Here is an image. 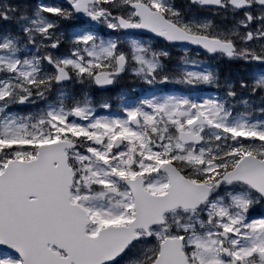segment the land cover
<instances>
[{
  "label": "snow or ice",
  "instance_id": "obj_1",
  "mask_svg": "<svg viewBox=\"0 0 264 264\" xmlns=\"http://www.w3.org/2000/svg\"><path fill=\"white\" fill-rule=\"evenodd\" d=\"M0 264H264V0H0Z\"/></svg>",
  "mask_w": 264,
  "mask_h": 264
},
{
  "label": "flooded vegetation",
  "instance_id": "obj_2",
  "mask_svg": "<svg viewBox=\"0 0 264 264\" xmlns=\"http://www.w3.org/2000/svg\"><path fill=\"white\" fill-rule=\"evenodd\" d=\"M33 2H35V0H33ZM45 2H59V0H45ZM178 2H182V0H178ZM173 51L175 52V50H173ZM233 66L235 67V73L237 76L238 73L242 70V62H236V61L230 62V61H227V59L219 61L218 67H219L220 75L221 76L227 75V73H229V68L233 67ZM111 95H112V93H111Z\"/></svg>",
  "mask_w": 264,
  "mask_h": 264
},
{
  "label": "rangeland",
  "instance_id": "obj_3",
  "mask_svg": "<svg viewBox=\"0 0 264 264\" xmlns=\"http://www.w3.org/2000/svg\"><path fill=\"white\" fill-rule=\"evenodd\" d=\"M122 84H126L127 86H129L130 82H128L127 80H125V81H121L120 84H117L114 87L113 91L111 92L112 93V96H115L121 90V88H123L122 87ZM114 90H116V91L114 92Z\"/></svg>",
  "mask_w": 264,
  "mask_h": 264
},
{
  "label": "trees",
  "instance_id": "obj_4",
  "mask_svg": "<svg viewBox=\"0 0 264 264\" xmlns=\"http://www.w3.org/2000/svg\"><path fill=\"white\" fill-rule=\"evenodd\" d=\"M229 77H230L229 79H234V78H236V75H229ZM225 78H228V77L221 76L222 80Z\"/></svg>",
  "mask_w": 264,
  "mask_h": 264
}]
</instances>
